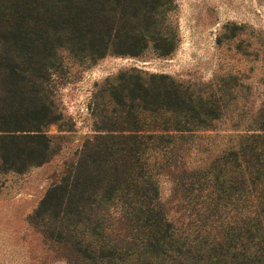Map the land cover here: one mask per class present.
Returning <instances> with one entry per match:
<instances>
[{
  "label": "trees",
  "instance_id": "trees-1",
  "mask_svg": "<svg viewBox=\"0 0 264 264\" xmlns=\"http://www.w3.org/2000/svg\"><path fill=\"white\" fill-rule=\"evenodd\" d=\"M174 0H0V170L55 154L62 123L46 85L61 52L172 55ZM227 95L137 68L94 95L96 133L47 190L29 222L68 264H264V99L215 153ZM231 96V95H230ZM171 179L178 215L161 200Z\"/></svg>",
  "mask_w": 264,
  "mask_h": 264
},
{
  "label": "rangeland",
  "instance_id": "rangeland-1",
  "mask_svg": "<svg viewBox=\"0 0 264 264\" xmlns=\"http://www.w3.org/2000/svg\"><path fill=\"white\" fill-rule=\"evenodd\" d=\"M179 45L167 57L148 50L139 57L107 55L95 62L61 52L46 85L62 123L46 128L55 154L27 171L0 170V264H68L29 222L47 190L60 180L75 152L95 131L94 95L120 72L137 68L170 75L216 95H227L224 116L207 131L215 153L226 135L243 132L264 99V0H174ZM0 88V95H5ZM231 95V96H230ZM161 200L176 217L172 183L159 177Z\"/></svg>",
  "mask_w": 264,
  "mask_h": 264
}]
</instances>
